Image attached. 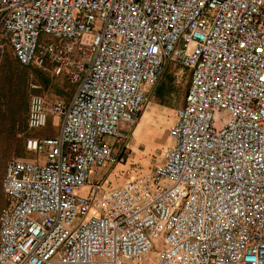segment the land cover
<instances>
[{"label": "built area", "instance_id": "obj_1", "mask_svg": "<svg viewBox=\"0 0 264 264\" xmlns=\"http://www.w3.org/2000/svg\"><path fill=\"white\" fill-rule=\"evenodd\" d=\"M6 46L78 87L30 98V130L62 122L6 164L0 264H264V0H0V69ZM171 65L190 84L164 162L105 187Z\"/></svg>", "mask_w": 264, "mask_h": 264}, {"label": "rangeland", "instance_id": "obj_2", "mask_svg": "<svg viewBox=\"0 0 264 264\" xmlns=\"http://www.w3.org/2000/svg\"><path fill=\"white\" fill-rule=\"evenodd\" d=\"M11 80L14 82L12 93L9 92ZM189 84L187 69L179 66L168 69L149 96L147 107L138 122L134 126L126 124L123 127V131L128 133L127 138L117 144L115 162L107 165L100 174L105 187H117L137 176L150 174L164 162V153L171 144L168 132L176 111L185 103ZM161 86L165 87L157 93ZM77 87L78 83L70 81L66 75L56 76L21 66L11 48L6 46L0 69V212L8 205L2 190L7 162L13 158L43 160L44 155L28 152L27 140L59 134L61 119L55 121L56 126L50 120L45 128H28V112L25 114L24 108L27 106L29 110L31 96L39 94L51 105L62 103L66 106ZM108 141L115 142L113 139Z\"/></svg>", "mask_w": 264, "mask_h": 264}, {"label": "trees", "instance_id": "obj_3", "mask_svg": "<svg viewBox=\"0 0 264 264\" xmlns=\"http://www.w3.org/2000/svg\"><path fill=\"white\" fill-rule=\"evenodd\" d=\"M172 66H173V65H171L170 67H172ZM23 67H24V66H23ZM170 67H169V68H170ZM26 68L31 69V67H26ZM169 68H168V69H169ZM168 69H167V71H168ZM167 71H166V72H167ZM165 74H166V73H165ZM11 79H12V78H11ZM11 81H12V82H11ZM11 81H10V83H9V84H10V85H9V92L12 93V92H13V89H14V82H13V80H11ZM12 83H13V84H12ZM164 87H165V86H164ZM164 87L161 86V87L159 88V90L157 91V93L160 92V90H162ZM28 111H29V110H27V106H26V107L24 108V113L27 114ZM27 117H28V115H27ZM27 117H26V121H27ZM12 118H13V120H14V113H13V112H12ZM27 126H28V125H27Z\"/></svg>", "mask_w": 264, "mask_h": 264}, {"label": "crops", "instance_id": "obj_4", "mask_svg": "<svg viewBox=\"0 0 264 264\" xmlns=\"http://www.w3.org/2000/svg\"><path fill=\"white\" fill-rule=\"evenodd\" d=\"M174 117H175V116H174ZM51 122H52V124H53L54 126H56L55 123H54L53 121H51ZM146 125H147V124H146ZM124 126H125V125H124ZM124 126H123V127H124ZM123 132H124V131H123ZM124 134L127 135L128 133L124 132ZM101 173H102V170H100V171H95V172L93 173V176H92L93 179H94V180H99V181H101V180H100V176H101L100 174H101ZM3 193H4V192H3ZM6 198H7V197H6ZM8 204H9V202H8ZM7 206H8V205H7ZM7 206H6V207H7ZM1 211H2V210H1ZM0 213H1V212H0Z\"/></svg>", "mask_w": 264, "mask_h": 264}]
</instances>
